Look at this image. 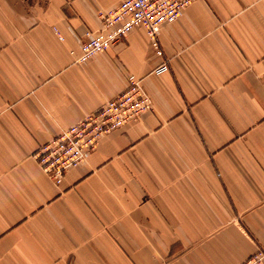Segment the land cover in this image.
I'll use <instances>...</instances> for the list:
<instances>
[{"label": "crops", "instance_id": "obj_1", "mask_svg": "<svg viewBox=\"0 0 264 264\" xmlns=\"http://www.w3.org/2000/svg\"><path fill=\"white\" fill-rule=\"evenodd\" d=\"M119 4L0 0V264H244L264 250V0H198L161 54L135 28L78 63ZM131 75L152 110L57 183L39 150Z\"/></svg>", "mask_w": 264, "mask_h": 264}, {"label": "built area", "instance_id": "obj_2", "mask_svg": "<svg viewBox=\"0 0 264 264\" xmlns=\"http://www.w3.org/2000/svg\"><path fill=\"white\" fill-rule=\"evenodd\" d=\"M198 0H120V4L102 15V28L88 32L81 43L78 63H86L125 38L135 28H143L152 46L161 54L158 33L162 26L178 19ZM56 33L57 30L55 29ZM59 35V34H58ZM167 69L164 63L159 71ZM152 110V100L136 76L128 78L125 91L108 101L95 114L60 133L38 152L44 170L59 183L66 172L78 166L96 147L102 136L137 121ZM244 264H264V250L259 249Z\"/></svg>", "mask_w": 264, "mask_h": 264}]
</instances>
